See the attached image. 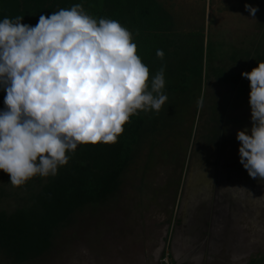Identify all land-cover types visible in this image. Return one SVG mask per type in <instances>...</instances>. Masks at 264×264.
Wrapping results in <instances>:
<instances>
[{
	"label": "rangeland",
	"instance_id": "374dc122",
	"mask_svg": "<svg viewBox=\"0 0 264 264\" xmlns=\"http://www.w3.org/2000/svg\"><path fill=\"white\" fill-rule=\"evenodd\" d=\"M160 2L177 32L203 35L204 72L214 68L228 82L214 78L209 86L204 79L185 97L169 90L165 73L164 128L142 143L118 192L73 216L46 254L23 264H161L166 247L174 264H194L193 257L247 264L264 253V180L249 177L236 140L237 131L252 127L249 81L241 73L264 51V0ZM245 5L259 11L253 17ZM226 82L232 109L217 90ZM45 181L14 188L0 172V211L21 208ZM0 264L11 263L0 255Z\"/></svg>",
	"mask_w": 264,
	"mask_h": 264
},
{
	"label": "clouds",
	"instance_id": "9594fccd",
	"mask_svg": "<svg viewBox=\"0 0 264 264\" xmlns=\"http://www.w3.org/2000/svg\"><path fill=\"white\" fill-rule=\"evenodd\" d=\"M245 9L253 17L259 11ZM23 19L0 20V172L14 188L55 177L80 146L117 143L132 116L159 113L168 100L166 65L150 80L132 33L117 20L97 21L81 4L40 15L35 26ZM156 55L163 60L162 50ZM241 76L249 81L252 127L237 131L239 162L260 181L264 62Z\"/></svg>",
	"mask_w": 264,
	"mask_h": 264
},
{
	"label": "trees",
	"instance_id": "16d2710c",
	"mask_svg": "<svg viewBox=\"0 0 264 264\" xmlns=\"http://www.w3.org/2000/svg\"><path fill=\"white\" fill-rule=\"evenodd\" d=\"M76 4L97 21L113 19L126 27L138 56L149 68V78L166 65L165 73L173 81L168 85L170 91L178 90L186 97L204 79L209 86L214 78L228 82L227 75L214 68L204 72L203 35L177 32L174 18L160 0H0V20L23 17L22 23L35 26L40 15L48 16ZM157 50L164 52L163 60L157 57ZM260 62H264V51L256 54L253 68ZM4 97L0 91V109L4 108ZM165 118L162 110L132 116L117 143L78 147L69 154L68 164L55 177H47L21 208L12 213L0 211V255L11 264H23L46 254L56 233L73 216L104 204L118 192L122 176L142 143L164 128ZM247 264H264V253L252 256Z\"/></svg>",
	"mask_w": 264,
	"mask_h": 264
},
{
	"label": "flooded vegetation",
	"instance_id": "af4514ba",
	"mask_svg": "<svg viewBox=\"0 0 264 264\" xmlns=\"http://www.w3.org/2000/svg\"><path fill=\"white\" fill-rule=\"evenodd\" d=\"M225 84L227 85V87L224 88L223 84H221L222 86L220 87V85H219L217 87V90L220 91V92H221V90H222V92H225L224 93V96H225L226 100L229 103V109H232V107H233V105H232L233 98L231 96V94H232V86L231 85H228L227 82ZM220 96H221V94L218 95V97H220Z\"/></svg>",
	"mask_w": 264,
	"mask_h": 264
},
{
	"label": "built area",
	"instance_id": "2783aa9c",
	"mask_svg": "<svg viewBox=\"0 0 264 264\" xmlns=\"http://www.w3.org/2000/svg\"><path fill=\"white\" fill-rule=\"evenodd\" d=\"M160 263L161 264H174V261L172 259V254L169 251V248L166 247L161 255L160 258Z\"/></svg>",
	"mask_w": 264,
	"mask_h": 264
},
{
	"label": "crops",
	"instance_id": "0c3cea01",
	"mask_svg": "<svg viewBox=\"0 0 264 264\" xmlns=\"http://www.w3.org/2000/svg\"><path fill=\"white\" fill-rule=\"evenodd\" d=\"M174 208H175V213L177 212V201H176V205H174ZM172 259H173V261H174V258H173V256H172ZM175 263V262H174Z\"/></svg>",
	"mask_w": 264,
	"mask_h": 264
}]
</instances>
